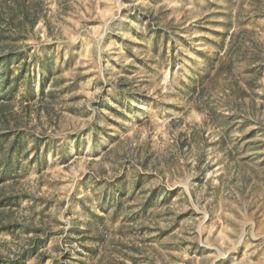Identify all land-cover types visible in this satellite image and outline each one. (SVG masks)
<instances>
[{
  "label": "rangeland",
  "instance_id": "obj_1",
  "mask_svg": "<svg viewBox=\"0 0 264 264\" xmlns=\"http://www.w3.org/2000/svg\"><path fill=\"white\" fill-rule=\"evenodd\" d=\"M0 264H264V0H0Z\"/></svg>",
  "mask_w": 264,
  "mask_h": 264
}]
</instances>
